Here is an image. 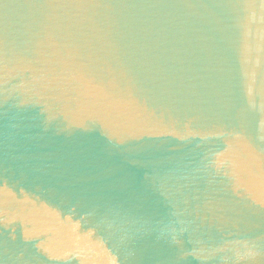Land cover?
I'll return each mask as SVG.
<instances>
[{
  "label": "water",
  "instance_id": "water-1",
  "mask_svg": "<svg viewBox=\"0 0 264 264\" xmlns=\"http://www.w3.org/2000/svg\"><path fill=\"white\" fill-rule=\"evenodd\" d=\"M0 264H264V0H0Z\"/></svg>",
  "mask_w": 264,
  "mask_h": 264
}]
</instances>
